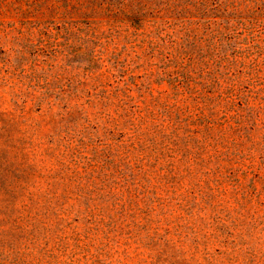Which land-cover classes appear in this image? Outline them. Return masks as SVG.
Returning <instances> with one entry per match:
<instances>
[{
  "label": "rangeland",
  "instance_id": "obj_1",
  "mask_svg": "<svg viewBox=\"0 0 264 264\" xmlns=\"http://www.w3.org/2000/svg\"><path fill=\"white\" fill-rule=\"evenodd\" d=\"M213 2L220 4L218 9ZM137 4L146 5L140 16L144 20H128L126 8ZM237 12L249 22L260 23L254 40L219 35L223 19L216 16ZM38 19L45 23L37 26ZM146 19H157L159 27L152 35L161 43L169 39L163 35L166 32L178 40V45L160 44L161 50L179 48L203 62L212 52L220 55L221 45L230 48L233 42L235 50H241L250 43L252 49L245 58L260 70L264 81V0H0V121L12 115L28 130L18 150L23 169L31 182L40 180L34 191L47 198L48 219L59 217L63 224L73 222L82 230H95V218L105 216L102 234L93 241V250L101 254L99 264H264V206L252 195L253 173L246 178L241 175L247 166H251L249 172L261 167L264 174L262 131L256 125L264 118L262 84L252 96L248 91L245 95L250 105L253 99L256 102L246 123L238 125L239 116L229 106L227 129L215 141L218 147L195 148L202 153L205 167L198 166L192 178H177L168 190L152 181L148 172L138 177L135 165L121 166L127 174L124 184L136 178L141 184L140 203L127 216L126 205L116 207L115 198L101 184L82 190L61 183L66 175L70 180L93 164L107 167L115 159L121 133L111 125L110 101H102L100 95L129 86L148 105L159 101L161 111L164 104L175 102L170 70L163 74L164 62L150 56L151 50L146 55L141 46L136 26L145 25ZM209 19L216 23L210 24ZM92 26L97 28L96 37L89 34ZM217 156L246 165L234 164L241 167L237 177H219L214 173ZM90 177L91 172L83 176V182ZM257 190L264 191L263 183ZM252 202L258 209L256 221L241 216L249 208L254 212ZM60 227L64 225L47 233L51 245L57 241L52 231L57 233ZM44 235L42 227L28 237L5 235L10 260H22V253L29 251L27 245L44 244ZM33 236L39 239L29 243ZM83 255L77 256L79 264Z\"/></svg>",
  "mask_w": 264,
  "mask_h": 264
},
{
  "label": "trees",
  "instance_id": "obj_2",
  "mask_svg": "<svg viewBox=\"0 0 264 264\" xmlns=\"http://www.w3.org/2000/svg\"><path fill=\"white\" fill-rule=\"evenodd\" d=\"M214 4H217L214 8L218 9L220 4L213 2L212 5ZM137 7L140 8L136 9ZM145 8V4L126 8L125 17L131 21L144 20L140 16ZM90 11H95V8ZM237 14L238 12L227 16H216L223 19L217 29L219 35L231 40L234 37L254 40L256 31L260 29V23L249 22ZM145 21V25L137 23L136 26L139 30L138 37H141V46L146 50V55L148 50H151L150 56L158 57L164 62L163 74L170 70L168 73L170 83L177 91L175 102L172 105L164 104L165 110L161 111L162 105H159V101L154 103V106H150L145 100L133 95V88L129 86H125L122 90L117 88L114 93L106 91V94L100 95L102 101H110L113 107L111 125L121 133L120 139L115 144L117 148L115 159L109 162L107 167L96 163L90 168H85L83 174L74 172L77 180L74 174L70 180L67 175L66 178L61 179L65 188L67 185H74L83 190L85 187H91L92 184H101L104 186L102 189L115 198L116 207L121 204L123 207L126 205L125 216L137 209L136 205L140 203L137 189L141 184L140 178L124 184L127 174L120 170L121 166L135 165L138 177L148 172L152 181L157 180L161 187H167L168 190L174 187L177 178L178 180L187 176L188 179L192 178L198 174V170L196 171L198 166L200 169L205 167L204 160H200L202 153L199 154L195 148L200 150L218 147L219 144L215 141L219 136L222 137L223 130L227 129L229 106L239 116L238 125L246 123L250 112L256 110L251 106L256 103L255 99L251 105L246 99L247 91L248 96H252L257 92L255 88L258 85L262 84L261 89H264V81L260 80L262 79L260 70H256L255 65L248 64L245 58L252 49L250 43L245 44L246 48L235 50L234 43L230 41L232 43L230 48L221 45L220 55L212 52L209 59L203 62L199 61L194 53H188L186 50L179 48L161 50V45L171 46L170 42L178 45V40L173 38L174 33L166 32L163 35L168 36L169 39L161 43L152 35L153 29L159 27L157 19ZM209 21L210 24L216 23L211 19ZM84 22L89 25V18H85ZM34 23L41 26L45 21L38 19ZM90 29L94 30L89 34L96 37L97 28L92 26ZM91 35L87 38H95ZM197 63L202 64L204 69H201ZM158 99L160 100V97ZM5 112L9 114L8 111ZM68 113L69 110L66 114ZM260 119V125H256L260 126L261 143L264 145V118L260 117ZM20 125L22 124L12 115L0 121V264H79L77 256L81 253H84L80 259L83 264H88L84 262V258L92 264H99L101 254L93 250V241L102 234L106 222L105 216L100 214L95 218V230L94 228L82 230L78 225L73 226V222L63 224L59 217L48 219L47 214L50 213L45 207L48 203L47 198L37 195L34 191L38 188L40 180L34 179L31 182V175L23 169L25 164L18 150L19 143L25 139L28 130ZM13 126H18L21 130H11L10 127ZM210 158L211 156L209 161ZM255 159L253 155V160ZM217 161L218 167H216ZM217 161L214 163L216 167L214 173L219 177H237L241 167L235 168L234 164L239 162L242 167L246 165L244 162H231L230 158L220 156H217ZM250 167L247 166V170H242L241 175L246 178L249 173H253L255 194L252 195L264 206V201H261L264 191L257 190L259 182L264 186V174L261 167L249 172ZM16 170L18 175L15 173ZM89 172H91L89 182H83V176ZM110 180L112 183L108 185ZM251 207L253 213L249 208L241 216L245 220L251 217L256 221L258 209L254 206V202ZM60 225H64V228L60 227L57 233L52 231L57 241L51 245L47 233L52 227ZM40 227L45 232L44 239L47 238L44 244L40 242L34 247L27 245L25 248L29 251L22 253V260H18L17 257L10 260L11 252L6 249L4 236L20 237L25 233L28 237ZM38 239L39 236H33L28 241L32 243ZM11 246L12 244H9V247ZM67 259L70 262H67Z\"/></svg>",
  "mask_w": 264,
  "mask_h": 264
}]
</instances>
